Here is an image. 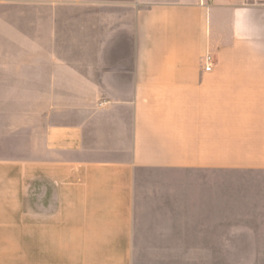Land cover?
<instances>
[{
	"label": "crops",
	"instance_id": "0c3cea01",
	"mask_svg": "<svg viewBox=\"0 0 264 264\" xmlns=\"http://www.w3.org/2000/svg\"><path fill=\"white\" fill-rule=\"evenodd\" d=\"M0 47L28 131L0 186L26 175L43 264L258 252L264 0H0Z\"/></svg>",
	"mask_w": 264,
	"mask_h": 264
},
{
	"label": "rangeland",
	"instance_id": "374dc122",
	"mask_svg": "<svg viewBox=\"0 0 264 264\" xmlns=\"http://www.w3.org/2000/svg\"><path fill=\"white\" fill-rule=\"evenodd\" d=\"M11 53V48L0 47V53ZM25 96H3L0 95V160H11L18 156L25 155L26 139H27V122L25 117H12L11 106L15 107L18 115L23 114V111L17 110L24 108L26 104ZM18 101V104L16 103ZM16 107H18L16 109ZM14 110V109H13ZM16 115V114H15ZM11 119V120H10ZM249 179L256 181L259 184H264V174L247 175ZM245 177V176H244ZM22 186H0V203H15L18 206H0V264H43V247H42V217L39 215L27 213L25 204L27 177L21 175ZM252 189V190H251ZM254 193H253V192ZM24 194V197L22 196ZM197 194L196 201L200 199ZM206 195V194H205ZM243 202V215L246 218H253L255 223L249 220L244 221L242 227L244 230L251 228L258 230L264 234V212L263 207L257 210L248 206L250 200L254 202L264 203V186H250L245 193L239 197ZM239 201V202H240ZM257 213V215H256ZM34 221V226H33ZM208 232L211 227H219L218 223H205ZM237 226H240L238 224ZM10 237H7L9 236ZM144 264L158 263H175V264H264V239H260L258 252L242 253V254H213L208 250L206 254H195L192 256H143ZM146 262V263H145Z\"/></svg>",
	"mask_w": 264,
	"mask_h": 264
},
{
	"label": "built area",
	"instance_id": "2783aa9c",
	"mask_svg": "<svg viewBox=\"0 0 264 264\" xmlns=\"http://www.w3.org/2000/svg\"><path fill=\"white\" fill-rule=\"evenodd\" d=\"M214 58L212 55L208 54L204 58V69L210 71L213 68Z\"/></svg>",
	"mask_w": 264,
	"mask_h": 264
}]
</instances>
